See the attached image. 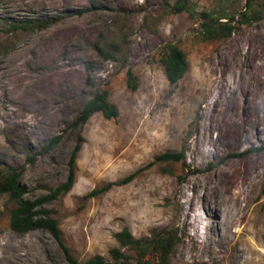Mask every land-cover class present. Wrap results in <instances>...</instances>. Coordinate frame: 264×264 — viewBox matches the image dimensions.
Masks as SVG:
<instances>
[{"label":"rangeland","instance_id":"1","mask_svg":"<svg viewBox=\"0 0 264 264\" xmlns=\"http://www.w3.org/2000/svg\"><path fill=\"white\" fill-rule=\"evenodd\" d=\"M174 2L0 0V161L23 171L34 199L66 180L80 143L72 187L44 205L79 261L111 260L123 227H173L170 264H264V11L204 40L199 12L237 13L245 0H189L194 17ZM21 20L34 22L14 29ZM166 43L188 61L175 84L160 63ZM102 89L118 115L73 126ZM166 151L182 159H157ZM11 205L0 195V264H71L48 231H13Z\"/></svg>","mask_w":264,"mask_h":264},{"label":"trees","instance_id":"2","mask_svg":"<svg viewBox=\"0 0 264 264\" xmlns=\"http://www.w3.org/2000/svg\"><path fill=\"white\" fill-rule=\"evenodd\" d=\"M172 12L186 11L194 17L195 10L189 4V0H175L169 5ZM264 11V0H245L243 9L233 14L214 16L209 12L201 11L197 18L200 20V34L204 40H217L229 37L242 25H249L261 18ZM225 19V20H223ZM34 22L33 20H21L15 24L14 29L24 27ZM106 56L111 58L113 54L107 51ZM160 63L169 84H175L188 69V61L185 52L173 43H166L162 47ZM128 82L134 88V77L128 70ZM101 112L106 118H114L118 115V108L109 100L107 89H102L93 94L83 105L79 114L73 120V126H81L94 113ZM57 136L50 139L45 150L53 147ZM80 143H76L70 159V169L64 182L51 189L47 194L31 199L27 197L28 188L22 181L23 171L0 161V195H6L12 203L9 209V226L17 233H26L35 229L48 231L57 241L65 256L71 264H170V258L175 251L180 239L177 229L164 227L158 231H152L148 235L135 237L127 227H123L114 233L117 246L109 249L111 260H106L102 255L95 254L84 261H79L64 242L58 219L52 214V209L44 205L57 199L68 192L73 185L75 172L74 162ZM182 153L166 151L157 159L162 161L178 162L182 159ZM134 173L125 178L108 182L88 192V196L97 195L110 189L113 185L128 182ZM190 264H210L208 262H192Z\"/></svg>","mask_w":264,"mask_h":264}]
</instances>
